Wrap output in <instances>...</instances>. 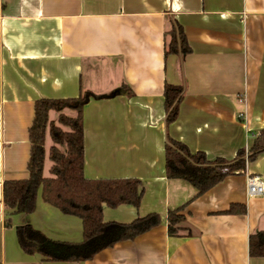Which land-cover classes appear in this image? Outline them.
<instances>
[{
    "label": "crops",
    "instance_id": "obj_1",
    "mask_svg": "<svg viewBox=\"0 0 264 264\" xmlns=\"http://www.w3.org/2000/svg\"><path fill=\"white\" fill-rule=\"evenodd\" d=\"M178 24L190 52L166 54ZM181 86L176 119L166 124L164 85ZM86 95L83 172L90 180L137 179L138 208H102L103 222L157 214L159 224L81 262H50L20 249L16 228L55 241L82 240L81 221L37 193L31 214H9L5 181L28 177V129L40 99ZM62 114L75 117L73 110ZM59 113L48 112L57 125ZM65 130V128H62ZM264 129V0H0V264H264L248 254L264 231V194L251 197L246 177L264 185V152L242 174L201 196L165 176L166 139L208 161H232ZM48 130L42 175L50 177ZM244 214H226L231 205ZM182 207L178 236L166 215ZM6 220L8 224L6 225Z\"/></svg>",
    "mask_w": 264,
    "mask_h": 264
},
{
    "label": "trees",
    "instance_id": "obj_2",
    "mask_svg": "<svg viewBox=\"0 0 264 264\" xmlns=\"http://www.w3.org/2000/svg\"><path fill=\"white\" fill-rule=\"evenodd\" d=\"M166 54L186 55L190 52L185 35L178 24L170 33ZM181 86L165 84L163 89L166 124L172 123L182 98ZM86 95L74 99H40L34 103V116L28 129L30 155L28 177L24 180L5 181L2 186L3 204L10 214H31L35 210L37 193L43 201L60 213L81 221L82 240L78 243L55 241L31 226L16 228L17 243L24 254L41 256L50 262H81L90 260L100 251L118 242L133 240L160 222L157 214H147L129 223L103 222L102 208L130 205L138 208L142 198L141 183L137 179L90 180L83 172L82 108ZM64 109L76 112L75 117L62 114ZM59 113L57 125L48 121V112ZM62 128H65L63 130ZM48 130L53 145L48 157L52 163L50 177L42 175L45 157L44 141ZM252 142L246 150L238 151L228 162L222 159L208 161L203 153H191L187 147L170 138L166 139L165 176L181 180L201 196L216 184L233 174H242L246 165L264 152V129L251 134ZM182 207L166 215L167 234L178 236L184 216ZM245 207L234 204L226 214H244ZM8 220H6V225ZM248 254L251 258H264V231L249 236Z\"/></svg>",
    "mask_w": 264,
    "mask_h": 264
},
{
    "label": "built area",
    "instance_id": "obj_3",
    "mask_svg": "<svg viewBox=\"0 0 264 264\" xmlns=\"http://www.w3.org/2000/svg\"><path fill=\"white\" fill-rule=\"evenodd\" d=\"M246 192L251 197H258L264 194V185L261 177L248 175L246 177Z\"/></svg>",
    "mask_w": 264,
    "mask_h": 264
}]
</instances>
